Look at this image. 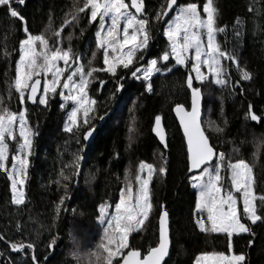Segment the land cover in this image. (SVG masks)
Wrapping results in <instances>:
<instances>
[{"label":"snow or ice","instance_id":"1","mask_svg":"<svg viewBox=\"0 0 264 264\" xmlns=\"http://www.w3.org/2000/svg\"><path fill=\"white\" fill-rule=\"evenodd\" d=\"M256 3H260L261 7H256ZM25 5L26 0H0V9L20 22L24 34L19 44L16 76L9 87V99L14 90L21 110L9 109L4 98L0 97V170L7 174L11 182V203L16 206L25 204L24 186L38 135V126L33 128L29 123L26 103L42 106L45 113L50 110V101L57 96L61 98L59 107L62 110L69 103L73 105L62 131L68 134V141L74 140L78 147L69 163L63 162V153H60L62 166L53 180L63 190L55 205L54 220H59L62 208L68 211L65 202L71 199L70 186L79 183L86 150L91 152L105 127L112 126L117 114L135 112L137 101L154 92V76L175 75L183 68L187 70L185 84L191 94L190 111L181 103L175 105L174 111L179 118L186 147L187 183L196 190L195 224L201 232L223 234L228 249V254L205 253L197 258L196 264H247L245 253L233 252V239L246 234L248 247L254 243L257 235L254 227L264 226V189L257 190V181L248 163L243 159L233 163L226 158L225 152L217 150L208 129L222 134L224 128L213 120L202 123L201 119L204 99L201 86L214 84L232 96L239 89L243 95L245 88L242 82L254 79L253 73L241 68L238 60L237 49L244 34L243 19H236L233 26L236 45L228 50L218 41L219 34H226L227 25L219 26V8L214 0H204L203 3L199 0H158L155 7H150V0H73L71 10L64 15L59 28L52 30L55 39L50 43L44 34L34 35L30 31L28 20L21 11ZM248 11L256 15L264 13V0H253ZM82 18L86 25H95L94 40H88L94 44V50L90 51V59L86 61L72 46L74 35H67L66 46L63 35L65 28H78ZM49 29H52L51 17L45 31ZM86 30L79 27V37L75 39L85 38ZM158 36L164 37L166 44L161 46L159 53H152L153 42ZM98 54L101 62L97 67L94 62L98 60ZM150 55L152 58L145 60ZM226 62H232L239 73L235 82ZM194 81L199 83L194 85ZM135 82H139L137 91L143 88L144 92L133 100L128 86ZM93 84L96 85L94 88L91 87ZM113 106L117 112H111ZM139 106L142 107V103ZM259 111L264 113V109ZM244 119L264 127V115H257L251 102L247 105ZM162 121V115H154L152 132L167 150L169 141ZM131 123L135 130V115L131 116ZM224 124L227 125V120ZM136 139L135 132L129 135V149ZM12 141L16 150L9 167V144ZM256 147L257 154L264 149V137L256 142ZM225 171L230 173L231 190L227 191L224 187ZM168 172V159L161 153L158 167L140 161L135 175L131 172L126 174L114 213L109 212L112 204L104 202L98 205L97 221L103 228V237L95 250L82 255L79 241L73 237L71 255L76 264H114V261L115 264H165L171 239L169 212L164 205L159 208V241L156 247L150 248L142 257L138 249L129 247V237L144 228L153 211L150 188L153 178L159 176L162 179ZM95 180L96 175L90 171L84 176V183L89 187ZM72 211L76 214V209ZM78 215L84 217L86 213L81 211ZM17 231H20L19 225ZM57 240L58 237H53L46 245L48 253L43 259L47 264H52L55 259L52 256L49 260V256ZM0 241L11 253L25 256L30 253L31 264H41L34 242H12L4 234H0ZM125 249L128 251L125 252ZM0 264L16 262L11 255L0 251Z\"/></svg>","mask_w":264,"mask_h":264},{"label":"trees","instance_id":"2","mask_svg":"<svg viewBox=\"0 0 264 264\" xmlns=\"http://www.w3.org/2000/svg\"><path fill=\"white\" fill-rule=\"evenodd\" d=\"M82 2V0H81ZM203 3L204 0H199ZM158 0H150V7H155ZM219 8L218 24L221 27L227 25L226 34H219L218 41L221 45L232 50L236 45L233 34V26L236 19L244 21L242 44L237 49L240 67L253 73L252 82H242L245 91L230 95L227 90L214 85L212 99L203 88L205 104L209 107L213 121L224 128L222 134H217L208 129L211 140L218 151L225 152L226 158L231 160L243 159L253 168L257 181V190L264 189V149L257 154L256 142L264 137V127L255 121L244 119L247 105L251 102L257 115H264L260 109H264V13L256 15L248 11L253 0H214ZM73 0H26V5L21 9L22 14L29 23L32 34H44L49 41L55 37L51 35L53 29H58L64 15L71 10ZM256 7H261L256 3ZM52 20V29H48L49 18ZM79 27H85V38L79 37ZM76 29L65 28L66 37L73 34L72 46L79 51L84 59L94 50V44L88 42L94 40L95 25L88 26L81 20ZM162 27L160 31L162 32ZM92 34L89 37V34ZM24 39L19 21L8 17L3 9H0V97L4 98L5 106L19 112L22 106L19 104L18 95L13 90L9 99V87L14 83L16 65L19 59V44ZM166 39L158 36L153 42L152 53H159ZM7 53V55L5 54ZM152 58L148 56L145 60ZM90 59V57H88ZM101 62H94L99 66ZM226 67L232 74L235 82L239 73L232 62H226ZM187 70L181 68L173 74L153 77L154 92L147 94V98L137 101L135 112L124 111L117 114L112 126L105 127L104 132L92 146L91 152H85V162L81 169L79 183L71 187V199L65 202L68 211L61 210L59 220H54L55 205L63 195V190L53 183L57 178V172L62 166L60 153H63V162L69 163L72 153L78 147L75 141H68V134L62 129L69 110L61 109V98L57 96L50 101V110L46 113L41 107L26 103L29 109L28 120L33 128L38 126V135L34 141V155L31 159V167L27 183L25 185V204L16 206L11 203L10 181L7 174L0 170V234L12 242L23 240L34 242L38 260L41 264H47L43 257L48 253L46 245L53 237H58L57 245L49 256L55 257L52 264H76L71 255L73 251V237L79 234L91 236L88 241L95 246L100 240L99 223L97 221L98 205L108 202L114 205L119 200V193L124 187V177L131 172L136 174L140 161H145L159 166L160 154L168 159V175L162 179L155 176L150 185L152 191L153 211L149 220L145 222L140 232H134L129 237V247L141 251L142 255L156 247L159 241V208L164 205L169 212L171 250L165 264H196L201 254L212 252H225L228 254L225 238L219 233L201 232L195 224L196 191L190 187L186 178V147L183 143V133L174 115V107L177 103L190 107V91L186 88ZM93 84L91 87L94 88ZM139 82L130 83L129 94L132 99L144 92L143 88L137 91ZM259 93V95H258ZM91 94V93H90ZM223 98V99H221ZM142 103V107L139 104ZM131 108V105H129ZM203 108L202 122L206 121ZM221 110L223 115H221ZM111 112H117L115 106ZM110 112V114H111ZM162 115L163 125L169 141L167 150L163 148L152 132L154 115ZM137 118L135 130L131 123V116ZM227 120L225 126L224 121ZM99 131V127H98ZM137 135L132 148H128V137ZM233 148H237L235 152ZM15 150V148H13ZM12 149V150H13ZM236 153V154H235ZM96 175V180L91 187L85 185L84 176L88 172ZM225 190H231L230 173H223ZM72 209H76V214ZM86 213L81 217L79 212ZM19 225L20 231H17ZM256 236L254 243L248 247L246 234L243 237H234L233 252L246 254L247 264H264V226L254 227ZM0 251L5 255H11L16 264H31L30 253L25 256L19 253H11L3 241H0ZM28 250H26L27 252ZM128 249H125L127 252ZM115 264V261H114Z\"/></svg>","mask_w":264,"mask_h":264},{"label":"rangeland","instance_id":"3","mask_svg":"<svg viewBox=\"0 0 264 264\" xmlns=\"http://www.w3.org/2000/svg\"><path fill=\"white\" fill-rule=\"evenodd\" d=\"M126 2H127V0H126ZM121 27H123V25H121ZM51 35H52V33H51ZM50 43H52V41H50ZM19 56H20V53H19ZM98 56H99V54H98ZM88 57H90V55H87L83 60L86 61V59H88ZM99 58H100V56H99ZM100 60H101V58H100ZM195 83L198 84L199 82H196L195 81ZM213 86H214V84L211 85L210 87L202 86L203 88H205V92H206L207 97L209 96L211 99H212V96H210V94L212 95V91H213L212 88H213ZM58 91H59V89H58ZM133 100H135V99H133ZM69 107H70L69 110H71V108L73 107V105L70 104ZM204 109H205L204 115H205L206 121L209 120V119L210 120H213L212 114L210 112V108L206 106V108H204ZM13 148H15V150H16V144H15L14 141L10 142V144H9V167H11V157H12L13 154H15V150ZM233 149H234L235 152L238 150L237 148H233ZM237 154H238V151H237ZM236 161L237 160L233 161V163H235ZM252 170H253V168H252ZM253 175H254V172H253ZM133 184H134V187H133V195H135V190L136 189H135V182L134 181H133ZM24 191H25V186H24ZM11 195H12V193H11ZM236 195L239 197V194L238 193ZM118 201H117V203H118ZM114 205H113L112 208L109 209V212L110 213H114V210H115L114 209ZM99 228H100V230H99V233L98 234L100 235V240H101L102 237H103V228L100 225H99ZM76 239L79 241V247H80V251H81V254L82 255H83V253H85L87 251H93L95 244L94 245H91L90 248L87 251H84L90 245V243L88 241L91 239V236H88L87 234H79ZM100 240L98 242H96V244L99 243ZM202 255L203 254H201L200 256H202Z\"/></svg>","mask_w":264,"mask_h":264},{"label":"water","instance_id":"4","mask_svg":"<svg viewBox=\"0 0 264 264\" xmlns=\"http://www.w3.org/2000/svg\"><path fill=\"white\" fill-rule=\"evenodd\" d=\"M194 85H196V83H195V81H194ZM41 86H43V80H42V85ZM190 91V90H189ZM201 91H202V93H203V88L201 87ZM204 94V93H203ZM190 96H191V94H190ZM29 104H30V102H28ZM204 104H205V99H203V101H202V115H203V108H204ZM190 105H191V103H190ZM186 108V107H185ZM187 109V108H186ZM187 110H189L190 111V107H189V109H187ZM173 111H174V109H173ZM174 115H175V117H176V119H177V121H178V124H179V126H180V122H179V118L177 117V115H176V113H175V111H174ZM201 119H202V117H201ZM162 123H163V121H162ZM181 128V127H180ZM181 130H182V128H181ZM182 133H183V131H182ZM158 223H159V221H158ZM169 234H170V222H169ZM171 239V238H170ZM170 250H171V244H170V247H169V254H170ZM141 252V251H140ZM146 255V254H145ZM141 256L143 257L144 255H142V253H141ZM169 256V255H168ZM167 258L168 257H166L165 258V261L167 260Z\"/></svg>","mask_w":264,"mask_h":264}]
</instances>
